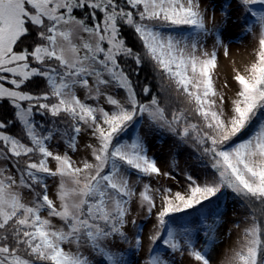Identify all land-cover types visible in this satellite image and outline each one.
<instances>
[{"label": "snow or ice", "instance_id": "1", "mask_svg": "<svg viewBox=\"0 0 264 264\" xmlns=\"http://www.w3.org/2000/svg\"><path fill=\"white\" fill-rule=\"evenodd\" d=\"M0 264H264V0H0Z\"/></svg>", "mask_w": 264, "mask_h": 264}, {"label": "rangeland", "instance_id": "2", "mask_svg": "<svg viewBox=\"0 0 264 264\" xmlns=\"http://www.w3.org/2000/svg\"><path fill=\"white\" fill-rule=\"evenodd\" d=\"M216 15L217 19H219V10ZM253 43L254 41L249 37L245 38L242 43L230 44V51L227 57L224 56L223 50H221L219 64L216 70L218 89L227 91L228 95H232L235 92L237 85L233 79L234 69H242L251 60ZM225 83L228 85L227 89L224 88Z\"/></svg>", "mask_w": 264, "mask_h": 264}]
</instances>
